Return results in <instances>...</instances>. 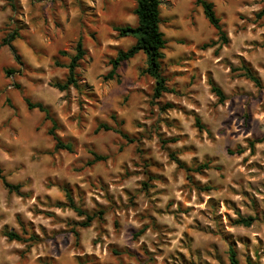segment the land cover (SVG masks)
Segmentation results:
<instances>
[{
	"label": "rangeland",
	"instance_id": "obj_1",
	"mask_svg": "<svg viewBox=\"0 0 264 264\" xmlns=\"http://www.w3.org/2000/svg\"><path fill=\"white\" fill-rule=\"evenodd\" d=\"M159 1L171 92L155 99L142 53L106 78L136 42L115 29L136 26L137 0H0V43L21 35L0 48V170L23 186L19 196L0 180V264H230L231 244L240 264H264V0H207L230 39L213 47L217 31L195 0ZM79 39L80 87L60 92L51 84ZM244 63L262 87L242 76ZM27 99L51 109L73 152L55 150L51 123ZM112 115L132 142L98 130L116 127ZM63 187L101 218L78 227L83 218L56 206ZM240 217L256 221L236 226ZM24 231L35 238L4 236Z\"/></svg>",
	"mask_w": 264,
	"mask_h": 264
},
{
	"label": "trees",
	"instance_id": "obj_2",
	"mask_svg": "<svg viewBox=\"0 0 264 264\" xmlns=\"http://www.w3.org/2000/svg\"><path fill=\"white\" fill-rule=\"evenodd\" d=\"M195 4L200 6L203 10V14L207 22L217 31V40L211 42L205 47H213L216 45L226 46L230 43L227 33L224 31L221 21L218 18L214 4L207 0H195ZM161 2L159 0H137V5L134 10V14L137 18L136 26H125L118 27L115 31L118 33L120 38L133 37L136 39V42L133 46L128 48L125 51H119L118 55L111 60V71L106 78H117V70L121 67L124 62L130 61L135 58L138 54L142 53L146 56L147 66L144 69V74L149 75L154 79L155 85L153 90V97L155 99L163 96L164 93L171 92L167 85V79L162 72V61L164 59L163 51L166 48L167 40L164 33L161 31V12H160ZM258 19L264 20V8L259 11L256 15ZM21 35L18 30L10 31L5 37L1 39L0 48L4 46H12V43L20 39ZM74 55L70 56L69 63L64 66L68 73L64 80L56 81L51 84V86L57 89L60 92H67L71 88L79 89L80 81L77 75V69L80 67V63L87 56V51L84 48L82 39H79L75 46ZM12 51L15 53V50L12 48ZM62 54H66L62 52ZM242 72V76L253 82L257 87H262L263 83L258 76L257 72L252 69L250 65L244 63L239 69ZM8 74H12L11 71H7ZM212 91L219 97L220 101H224L225 96L222 90L214 83H211ZM29 110L37 109L44 114L46 121L51 123V128L48 129V135L52 137L55 142L56 151H67L73 152V146L70 143L64 142V140L58 135L57 130L59 129V124L57 119L51 112V109L45 106L42 103H32L30 100L25 101ZM171 105H169L170 107ZM116 127H111L108 124L102 123L99 125L98 130L103 131H114L121 138L132 142L129 135L123 130L122 126L124 121H118L116 115L111 116ZM198 127L200 126V121L197 119ZM253 146V145H252ZM94 156V161H103L105 157L92 153ZM177 164L180 168L185 169L183 163L180 160L176 159ZM202 168H208V165H202L197 168L201 170ZM190 171L189 169H186ZM0 180L3 183L5 189L9 193H14L19 196H23L21 184H12L7 181L6 177L3 175L2 170H0ZM63 192L65 193L66 202L57 203L58 208H68L75 212L78 217L83 218L84 221L77 223L76 225L80 228H88L91 226L92 222L96 218H101L102 212L89 214L88 211L84 210L81 206H78L74 199V194L72 190L68 187H63ZM208 190V189H206ZM256 218L254 217H240L234 224L236 226L242 227H251ZM24 235H20L15 232H5L4 236L7 237L10 241H22L27 242L33 240L35 235L33 233H28L24 231ZM76 237H79L78 233H75ZM229 261L230 264H240L238 259L237 249L234 244L229 246ZM246 264H253L251 259H247Z\"/></svg>",
	"mask_w": 264,
	"mask_h": 264
}]
</instances>
